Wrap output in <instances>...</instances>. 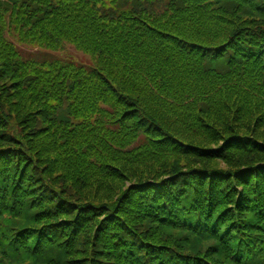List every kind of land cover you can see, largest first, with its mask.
<instances>
[{
	"label": "trees",
	"instance_id": "1",
	"mask_svg": "<svg viewBox=\"0 0 264 264\" xmlns=\"http://www.w3.org/2000/svg\"><path fill=\"white\" fill-rule=\"evenodd\" d=\"M221 92L264 103V0H0V264L67 263L101 210L86 264H264V161L222 169L199 147V166L132 176L107 213L67 194L187 158L157 111L205 139L192 112Z\"/></svg>",
	"mask_w": 264,
	"mask_h": 264
},
{
	"label": "rangeland",
	"instance_id": "2",
	"mask_svg": "<svg viewBox=\"0 0 264 264\" xmlns=\"http://www.w3.org/2000/svg\"><path fill=\"white\" fill-rule=\"evenodd\" d=\"M63 50L68 52L69 50L70 52L74 51L75 53L73 54L78 56V58L89 61V57L87 55L75 49L71 45L65 46ZM10 88L12 89V87ZM8 89L9 88H5V91H8ZM16 99L17 95L15 98H11L8 100L3 99V103L5 106L11 107V111L9 112L11 116L16 112L18 114L17 118L21 119L31 112L32 106H29L28 103H26L27 106L25 109H23L20 106L22 102H16ZM208 101L210 102V104L208 105L209 112L200 109L198 105L196 108H194L192 112V116L197 120V123L201 124L198 128L195 129L199 131L202 135H206L207 138L205 139L194 135L189 129H184V126H178L179 130H174V132H172L173 129H170L168 127H173L174 125H176H173V118L169 114L164 113L162 111H157L156 113L157 116H160L162 121L165 122L164 125L166 127L165 129H167V132L171 133V136L173 137L176 136L175 141L179 140V145H182V148H188L189 152L185 154L187 158H182L179 155L177 157L167 159L166 161L162 160L163 162L159 164H154L157 162L151 164L148 163L144 167H129L124 164H117L115 169H111L112 172L108 176V178L104 180V185H102L100 181L95 180L94 182H90L88 184L89 187L85 188V186H83L84 188L82 190H77L75 188L69 189L68 186H66V188L68 189V197H70L72 201H77V203L86 207H88V204H94L102 207L105 206L104 210H106L107 213L113 207L108 203L112 200L114 201L118 197V195L124 190L125 187H128L134 182L133 179L135 178L132 179V176H137V181L139 177L143 176V172H145V174L147 173L148 175H150L159 171L156 170V168L158 167L161 170L164 168L168 169V167H170L172 162L175 160L176 165H187L180 166V168H183L184 170L189 169L192 166H199L198 162L195 161L193 157L199 156V153L201 152L199 150V147L204 148L203 150L209 149L207 152L215 151V153H211L210 155L206 156V158L211 159L210 162L213 163V166L215 165L222 169L226 167L224 164L228 159H236L238 161L244 159H256L257 161H264V103L262 101L243 99L241 97L225 94L223 92L215 95L214 98H211ZM198 104L200 106L202 102ZM19 109H22V111ZM155 122L159 124L158 121ZM164 125L160 126L162 127ZM3 133L4 132L0 131V134ZM36 142L38 141H34V143ZM234 143H239L240 145L247 147V149L253 148L256 150V152H254V155L246 156L247 154H241L234 150H230L227 145L231 146ZM253 144L258 146V148H255ZM251 151L252 149L250 150L249 154H251ZM50 157L52 159L54 156L50 155ZM214 158L219 159L216 160ZM49 159L50 158H48V160ZM168 161L170 162L166 165L165 163ZM212 165L209 164L207 166L211 167ZM54 169L50 171L47 170L49 172L50 178H57L59 179V181H63L66 177H64L61 173L60 175H58V172H53ZM63 171L67 173L66 170L62 169V173H65ZM43 173L44 172H42V174ZM128 178H130L131 180L129 181ZM226 182L228 184H231L228 179H226ZM57 187L59 188V186ZM97 187L101 190H104L106 188L107 189L106 191L102 192L101 190H97ZM237 190L242 189L239 186V189ZM229 198H231V200L228 205H231L233 203L234 198L232 192ZM115 201L113 203H115ZM92 211L94 212V209H91V212ZM96 215L101 218L103 217V215H105V211L101 210ZM99 219H95V221L91 223V225L89 226V230L85 234H80L82 235L80 240L81 248L80 250L78 248L77 252L66 260L67 263H70V260H73L75 262L79 261L77 262V264H86L87 259L90 256L89 254L91 253L92 255L93 253L92 257H94V253L98 252L101 249L99 245L98 234L96 232L100 231L98 228V221L101 220ZM146 236L147 238H152V236L150 235ZM154 238H157V236H154ZM90 248H92V250ZM95 260H97L96 257Z\"/></svg>",
	"mask_w": 264,
	"mask_h": 264
}]
</instances>
